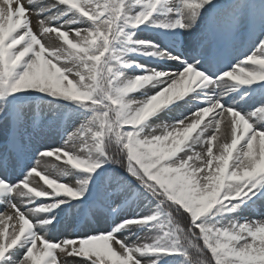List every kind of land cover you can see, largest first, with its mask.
<instances>
[{"label": "snow or ice", "instance_id": "6c2138e0", "mask_svg": "<svg viewBox=\"0 0 264 264\" xmlns=\"http://www.w3.org/2000/svg\"><path fill=\"white\" fill-rule=\"evenodd\" d=\"M257 209L264 0H0V264H264Z\"/></svg>", "mask_w": 264, "mask_h": 264}, {"label": "rangeland", "instance_id": "374dc122", "mask_svg": "<svg viewBox=\"0 0 264 264\" xmlns=\"http://www.w3.org/2000/svg\"><path fill=\"white\" fill-rule=\"evenodd\" d=\"M47 2H52V0H47ZM34 30H35V17H34ZM152 35V33H149ZM145 38L150 37L147 32L143 34ZM65 126H70V121L65 122ZM44 143L46 145H50L52 147H59L61 143H63V140L60 138L59 135L52 134L47 137H45ZM43 164H49V163H57L52 158H46L42 161ZM242 215L247 216L249 219L254 220H261L264 219V216H262L259 212V210H252V211H245L242 213ZM98 227H103L102 225H98ZM84 231L83 226H72L69 222H65L61 226L57 227L56 229H53V234L55 238L57 239H63L65 236H75L79 235ZM66 261V264H77V261L79 258H73V257H66L62 258Z\"/></svg>", "mask_w": 264, "mask_h": 264}, {"label": "bare ground", "instance_id": "6f19581e", "mask_svg": "<svg viewBox=\"0 0 264 264\" xmlns=\"http://www.w3.org/2000/svg\"><path fill=\"white\" fill-rule=\"evenodd\" d=\"M150 37H147V38H152V36H153V33H152V35L151 34H149V33H147ZM51 42H53V43H59V41L58 40H53V41H51ZM143 63H150V61H148V60H143L142 61ZM137 95H139V93H137ZM161 115V117H163L164 119H168V117H166V116H164V114L163 113H161L160 114ZM9 231H11V228L9 229Z\"/></svg>", "mask_w": 264, "mask_h": 264}]
</instances>
